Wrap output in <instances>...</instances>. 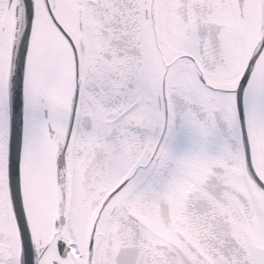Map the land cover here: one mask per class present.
<instances>
[{"label": "flooded vegetation", "instance_id": "af4514ba", "mask_svg": "<svg viewBox=\"0 0 264 264\" xmlns=\"http://www.w3.org/2000/svg\"><path fill=\"white\" fill-rule=\"evenodd\" d=\"M121 250L264 264V0H0V264H118Z\"/></svg>", "mask_w": 264, "mask_h": 264}, {"label": "water", "instance_id": "95a60500", "mask_svg": "<svg viewBox=\"0 0 264 264\" xmlns=\"http://www.w3.org/2000/svg\"><path fill=\"white\" fill-rule=\"evenodd\" d=\"M19 68L12 77L11 87V103H12V137H11V149H10V178L12 184V193L15 202V211L18 219L19 226L22 233H27V225L24 216L21 193H20V152L22 141V77H23V55L18 57ZM128 259L138 258L136 264L141 263V257L137 253H129L124 256ZM129 264V263H127Z\"/></svg>", "mask_w": 264, "mask_h": 264}, {"label": "rangeland", "instance_id": "374dc122", "mask_svg": "<svg viewBox=\"0 0 264 264\" xmlns=\"http://www.w3.org/2000/svg\"><path fill=\"white\" fill-rule=\"evenodd\" d=\"M30 137H31V135H29V138ZM76 141H77V138H73L71 146L76 145ZM41 144L43 145V143H41ZM34 145L36 146V147H34V152H35V156H36L35 162L37 163L38 169H39L40 164L42 162H44V152H43L42 148L40 147L39 142L37 144H34ZM37 148L39 149L40 153H37ZM44 201H46V200L44 199ZM44 201L41 199L42 207H44ZM38 219H40L42 221V217L38 216Z\"/></svg>", "mask_w": 264, "mask_h": 264}]
</instances>
